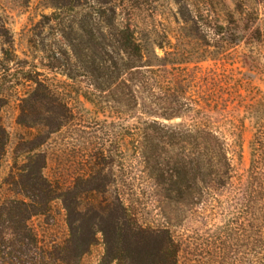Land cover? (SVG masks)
Wrapping results in <instances>:
<instances>
[{"label": "trees", "instance_id": "trees-1", "mask_svg": "<svg viewBox=\"0 0 264 264\" xmlns=\"http://www.w3.org/2000/svg\"><path fill=\"white\" fill-rule=\"evenodd\" d=\"M239 8L233 39L226 33L224 40L228 47L245 37L240 3ZM186 14L190 17L188 10ZM201 20L193 21L195 28L203 27ZM217 29L216 35L223 34L222 25ZM125 37L119 44L125 59L80 60L91 82L86 100L101 103L111 97L123 122L134 119L121 133L120 185L111 191L113 177L103 175L107 163L102 159L98 171L64 189L42 175L45 160L35 143L20 175L21 187L14 191L20 199L0 205V264H79L98 235L104 245L99 264H264V92L252 88L244 107L254 129L244 168L243 123L223 115L214 121L205 102L201 106L164 88L161 68L146 65L141 46L131 35ZM41 77L25 61L15 60L9 45L3 49L0 112L10 94L22 89L20 124L32 116L55 115L52 125L41 127L57 131L67 121L57 111L67 108L57 104L55 85ZM212 109L217 112L218 104ZM184 115L176 125L152 119ZM7 142L0 118V161ZM130 143L139 169L135 172L124 151ZM136 178L149 188L135 186ZM146 190L157 218H148L139 203ZM54 200L65 211L68 235L60 244L44 247L28 223L44 215Z\"/></svg>", "mask_w": 264, "mask_h": 264}, {"label": "rangeland", "instance_id": "rangeland-1", "mask_svg": "<svg viewBox=\"0 0 264 264\" xmlns=\"http://www.w3.org/2000/svg\"><path fill=\"white\" fill-rule=\"evenodd\" d=\"M239 3L245 37L238 45L228 47L224 40L226 33L233 39ZM199 18L201 29L193 23ZM217 25L224 27L223 34L216 35ZM126 35L141 46L146 65L154 71L161 68L164 88L201 106L205 102L214 121L223 115L243 123L242 166L247 167L248 143L254 129L244 107L253 96L252 88L264 92V0H0V59L9 45L15 60L25 61L27 67L55 85L57 104L67 108L66 112L57 111L67 117L60 130L41 127L42 123L53 124L55 115L49 114L32 116L21 122L23 125L18 105L25 91L18 89L10 94L0 112L1 125L8 134L0 161V205L20 199L14 191L21 187L20 175L34 153L35 143L36 153L45 160L42 175L64 189L73 186L78 177L98 171L102 159L107 163L103 175L111 173L113 177L111 191L120 185L121 133L134 119L123 122L111 97L101 103L86 100L91 82L80 60L125 59L119 44ZM215 103L218 109L212 112ZM146 105L154 108L149 101ZM185 117L152 119L176 125ZM131 146L124 151L128 164L134 167ZM132 171L139 169L134 167ZM137 185L149 188L136 178ZM144 193L141 207L148 218H157L155 203L147 198V190ZM28 224L44 247L60 244L68 235L59 200L51 202L44 215L33 217ZM103 254L98 235L79 264H99Z\"/></svg>", "mask_w": 264, "mask_h": 264}]
</instances>
